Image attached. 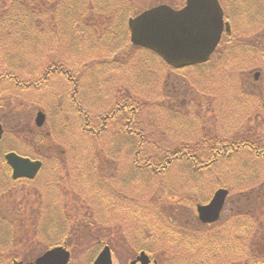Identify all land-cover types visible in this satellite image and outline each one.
Wrapping results in <instances>:
<instances>
[{
  "label": "rangeland",
  "instance_id": "rangeland-1",
  "mask_svg": "<svg viewBox=\"0 0 264 264\" xmlns=\"http://www.w3.org/2000/svg\"><path fill=\"white\" fill-rule=\"evenodd\" d=\"M19 1L20 4L23 0ZM179 1L28 0L29 7L42 11L40 18L46 14L39 25L42 33L36 31L35 39L28 36L22 39L18 35L16 41H11L8 38L14 29L5 30L4 22L0 24V123L7 129L3 140L5 149L2 147L1 152L0 148V154L8 151L6 147L15 146L17 153L36 155L38 152L45 166L50 168L52 164L53 167L50 171L45 169L34 185L39 190L46 184L49 187L36 192L30 191L29 185L21 186L20 190L27 194L20 199L19 190L14 199L15 195L9 191L7 198L2 194L4 185L14 186L4 177L6 168L0 161V264L29 263L44 253L50 241L57 239L48 237V233L55 236L52 230L62 228V220L59 226L55 213L45 214L51 202L57 201L70 205L68 217L59 210L61 219L70 217L69 232L74 233L75 245L74 249L70 248L69 264H89L94 250V242L91 248L82 243L85 239V232L80 229L84 225L82 220L106 226L99 229L108 233L105 239L110 244L109 228L119 225L120 233L122 230L124 236L131 235L133 245V235L148 231L149 222V244L156 253L161 251L159 264H188L189 261L191 264H256L264 260V228H258L264 225V204L256 211L243 210L250 200L257 203L256 197L260 199L258 196L263 195L264 198V159L261 158L264 140L255 139L257 128L264 131V111L258 120L252 112L259 108L261 101L255 85L263 84L253 79L254 74L259 71L264 79V0H249L246 5H241L242 0H223L227 12L235 16L234 34L244 44H257V51L229 45L226 50L222 49L227 52L222 57L215 56L198 67L171 72L154 56L132 49L127 36L123 41L117 27L119 24L125 27L127 17L151 5L171 6ZM247 5L250 7L246 9ZM19 8L17 0H0V17L6 14L14 19ZM64 12L78 18L76 27L73 22L68 27L74 34L81 31L83 40L75 39L70 32L62 34L67 28L60 17ZM108 19L112 23H109L110 31ZM5 74L15 76L17 85L5 79ZM30 83L37 87L26 86ZM191 92L210 96V103L207 99L201 100L205 107L209 104V110L203 111L200 118L198 113L202 107L199 104L195 110ZM123 104L137 109L134 120L138 128L132 125L129 128L144 134L138 162L146 165L150 161L153 166H160L167 156L175 158L163 175H152L145 167L134 168L130 146H136L137 135L125 132L120 137L115 132L119 127L123 131V120L125 125L128 122L125 111L120 116L112 112ZM174 105L179 109L170 110ZM37 111L46 115L41 127L35 126ZM248 114L251 117L246 121ZM88 121L92 129H103L102 132L81 130ZM228 137L244 139L245 144L255 140L257 153L240 147L236 149L238 153L230 148L222 149L223 156H220L215 150L221 149ZM215 138L221 139L219 147L212 140ZM33 141L34 146L28 144ZM121 141L127 146L120 148ZM181 150L191 151L193 156L199 154L202 161H210L214 153L221 159L214 160L211 167L197 174L192 171L191 161L176 159L175 153ZM152 157L158 161H152ZM62 182H67L63 185L67 190L65 196L58 188ZM218 188L231 192L220 222L211 228L214 236L210 232L200 234L199 242L189 247L191 243L182 242V237L167 232L163 220L192 217L195 206L209 200ZM34 197H38L39 209L37 204H32ZM232 208L246 212L248 220L257 219L254 224L261 232L249 233L246 246L239 243L238 233L232 235L229 222L234 219ZM190 239L193 243V238ZM255 254L260 258H255ZM113 264H125L124 257L116 256Z\"/></svg>",
  "mask_w": 264,
  "mask_h": 264
},
{
  "label": "water",
  "instance_id": "water-1",
  "mask_svg": "<svg viewBox=\"0 0 264 264\" xmlns=\"http://www.w3.org/2000/svg\"><path fill=\"white\" fill-rule=\"evenodd\" d=\"M130 41L136 46L157 54L168 65L182 68L205 63L214 51L222 29V11L217 0H186L185 7L175 11L160 5L145 11L128 21ZM44 115L36 116V126L41 127ZM2 129L0 126V139ZM12 169L14 180L33 179L40 169L39 162H32L15 153L5 155ZM226 190H217L210 203L197 206L200 219L205 222L216 221L227 196ZM69 254L60 249L44 253L34 264H67ZM137 261L148 264L141 254ZM93 264H112L111 253L105 247Z\"/></svg>",
  "mask_w": 264,
  "mask_h": 264
},
{
  "label": "flooded vegetation",
  "instance_id": "flooded-vegetation-1",
  "mask_svg": "<svg viewBox=\"0 0 264 264\" xmlns=\"http://www.w3.org/2000/svg\"><path fill=\"white\" fill-rule=\"evenodd\" d=\"M182 2H183V0H180L179 2H178V4H176V5H171L170 7L172 8V9H174V10H180L181 8H183V6L184 5H182ZM218 2H219V4H220V6H221V9H222V12H223V30H222V34H221V38H220V41H219V43H218V46H217V48H216V50L214 51V53L212 54V56L210 57V59H212V58H214L215 56H223V55H225L227 52H225V51H223V50H226L227 49V47L229 46V45H231V46H234V45H241V46H243V47H245V48H248V49H255V51H257V44H251V43H248V44H244L243 42H242V40L241 39H239L238 37H236L235 36V34H234V32H235V30H234V27H233V25L235 24V16H232V15H230L228 12H227V10H226V7H225V4H224V2H223V0H218ZM246 2H247V0H242V3L243 4H246ZM245 16H248L247 14L245 15ZM249 17V16H248ZM244 17H242L241 18V20L243 19ZM250 19V18H249ZM251 20H254V21H256V18H253V19H251ZM261 21V20H260ZM245 39V38H244ZM259 39H261V37L259 38ZM255 41H257L258 40V38H255L254 39ZM254 42V41H253ZM263 45V44H262ZM264 46V45H263ZM223 49V50H222ZM261 51V50H260ZM263 53H264V51H263ZM210 61V60H209ZM253 79H255V81H262L263 82V84H264V79L262 80V74H261V72H259V71H257L256 72V75H254V77H253ZM260 85V86H257V85H255L256 87H257V89H258V97H260L261 98V101H260V103L258 104V106H259V108H255L253 111H254V114H255V119L256 120H258V118H259V115H262V111H264V85ZM192 93V99H193V106H194V108H195V110L197 111V107H198V105L200 104V106L202 107V109H201V111L198 113V117L200 118V117H202L203 116V111H206V110H209L208 108H207V106L209 105V104H207V106L205 107L204 105H205V103L204 102H201V100H204V99H207L208 101H209V103H210V96L209 95H206V94H204V93H199V92H191ZM182 94V92H180L179 93V96ZM197 94V95H196ZM196 95V96H195ZM181 105H182V98H181V101L179 102ZM214 108V107H213ZM118 109V108H117ZM129 109H134L133 107H129L127 104H123V105H121L120 106V108L118 109V111H117V115H119L120 116V114L122 115L123 114V112L125 111L126 112V114L128 115V113H129ZM179 109V107L178 106H176V105H174L173 107H171L170 108V110H172V111H174V110H178ZM179 112H181V111H179ZM207 113H210V111L209 112H207ZM175 115H178V113L177 114H175ZM179 116V115H178ZM256 116H258V117H256ZM180 117V116H179ZM124 118H122V120H123ZM119 121V120H118ZM127 123H126V125H125V122H124V120L122 121V128L124 129V127L126 126V127H130L131 125L133 126V122H131L130 120H129V116H128V119H127ZM120 122V121H119ZM124 123V124H123ZM32 131V130H31ZM263 129H258L257 128V131H256V138L255 139H257V138H261L262 140H264L263 139ZM120 133H122V135H120ZM119 135L120 136H123L124 137V133L123 132H119ZM230 138H232V141H233V143H232V145L234 146V147H236V146H238V144H237V142H242V143H244V145H249V144H254L253 146H254V148H256L255 150H257V144H255V143H251V142H248L247 144H245V140L244 139H242V141H239V139H237V137H228V140L227 141H225V142H223V144H222V146L220 147L221 149H217V150H215V152H217L218 154H220V156L222 155V153H221V151L220 150H222V149H228L229 148V140H230ZM214 142H217L218 143V145H216V146H218L219 147V145H220V141H221V139H218V138H215V139H212ZM261 142V141H260ZM215 145V144H214ZM255 145H256V147H255ZM213 150V149H212ZM259 152H261L262 150H258ZM182 153V150L181 151H179L178 153H175L176 154V156H178V155H180ZM183 153L185 154V155H187V154H191V152H187V151H183ZM236 153H238V151H236ZM262 153V156H264V152H261ZM194 156H196V155H194ZM214 156H216V154L214 153ZM223 156V155H222ZM224 156H225V154H224ZM36 160H38V159H36ZM40 162H41V164H42V166H41V168H40V170H39V172L37 173V175L35 176V178L32 180V181H29V180H17V181H13L12 180V182H8V183H11L14 187L13 188H11V187H7L6 185H4L3 187H2V194H6V192L7 191H9L10 192V194H14L15 195V197H14V199H16L17 198V195H16V192L17 191H19L20 190V187L21 186H27V185H29V187H30V191H42L45 187H49V184H46L44 187H42L40 190L39 189H36L35 188V183H36V180L38 179V176L40 175V174H42V172L45 170V169H49V171H50V169H51V167H52V164H50L51 165V167L50 168H48L47 166H45V164H44V160H40ZM53 168V167H52ZM195 170H197V168H195V167H193V171H195ZM53 172H54V169H52V173H51V175L53 174ZM4 177L6 178V177H8L9 178V180L11 179V171H5V173H4ZM64 184H66L67 185V182H62V183H60L59 184V187L58 188H60V194L62 195V196H65L66 195V193H67V190L65 189V187L63 188V185ZM65 185V186H66ZM69 189V188H68ZM28 190V191H29ZM20 192V195H19V197L18 198H20V199H22V197L23 196H25L26 194H27V192H25V191H23L22 192V190H20L19 191ZM51 194H49V196H50ZM6 196V198L8 197V194H6L5 195ZM38 196V195H37ZM35 198V199H34ZM33 198V200H32V204L34 205V204H37L38 203V197H34ZM51 198V197H50ZM60 203H62L61 205H60ZM208 203V202H207ZM206 203V204H207ZM7 204V203H6ZM59 205H60V207H59ZM70 206V205H69ZM69 206H66L65 204H64V202H55V203H53L52 204V202H51V205H50V207H48V208H46V215H49L50 213H55V215L58 217V219H57V222H59V226H60V221L62 220V228H59V227H55L53 230H52V232L55 234V236H52L50 233H48V237H56L57 239H53L52 241H50V243H49V245L48 246H46L47 248H46V250L45 251H47V250H52V249H60V250H62V251H65V252H69L70 253V255H71V251H70V249H69V247H68V241H69V239H70V232H69V222H68V220L70 219V217H69V219L67 218V220H66V218L65 217H63L62 219L60 218V216H59V214H60V212H59V210H63V212H64V215L66 216V217H68V212H67V210H68V207ZM37 208L39 209L40 207H39V204H37ZM29 210V209H28ZM40 213V212H39ZM43 214H44V212H42ZM220 218V217H219ZM131 219L132 220H137L138 219V217H131ZM166 219V218H165ZM163 221H165L166 222V224H167V232L169 233V234H171V235H174V236H176V237H182L183 238V240L184 241H182V242H185V243H191L190 245H189V247L190 246H192V244H196L197 242H199L197 239H198V236L200 235V234H203V233H207V232H210V233H212L213 234V236H214V233H213V230H211V228H214V226H215V223H212V224H208V223H202L201 221H200V219H199V217H169V218H167L166 220H163ZM220 221V220H219ZM218 221V222H219ZM217 222V223H218ZM101 227V225H99L98 226V230H97V234H99V235H102V236H105V237H107L108 236V234L107 233H104L102 230H100L99 228ZM139 227L140 228H142V226H141V221H140V223H139ZM119 228H120V226L119 225H116L115 227H113L112 228V230H111V232H112V234H111V240H112V245L114 246V250L116 251V252H118L119 254H120V256H123L124 257V259H125V263H127V264H130V263H132L133 262V264H140V262H138L136 259H137V257L141 254V253H144V254H146L148 257H149V260H150V262H149V264H156V262H155V260L157 261V263L159 264V262H160V260H161V251L159 252V253H156V251H155V249H154V247H153V245H152V247H151V245L149 244L151 241V235H150V233H151V227H150V224H149V222L147 223V229H148V231H142V232H139V233H136V234H134L133 235V237L135 238L134 239V245H133V239H132V237H131V235H129V236H124L125 234L123 233V231L121 230V233H120V230H119ZM189 232H194L195 234L193 235V236H189L188 234H189ZM193 238V243H192V241H191V239L190 238ZM132 240V241H131ZM195 240V241H194ZM123 242V246H121V243ZM106 243V242H105ZM98 244L99 245H101V248L100 249H102L103 247H104V245H107V243L106 244H103V242H98ZM44 251V252H45ZM126 252H128L129 253V255H130V257L129 256H125V255H123L124 253H126ZM38 257V256H37ZM37 257H35V259L37 258ZM188 258V260H190V257L188 256L187 257ZM34 259V260H35ZM33 260V261H34ZM33 261H31V262H29V263H26V264H30V263H32ZM70 261H71V256H70ZM70 261L67 263V264H69L70 263ZM19 264H21V262L19 263ZM23 264V263H22ZM188 264H191V262L189 261L188 262ZM193 264H196V262H193Z\"/></svg>",
  "mask_w": 264,
  "mask_h": 264
},
{
  "label": "trees",
  "instance_id": "trees-1",
  "mask_svg": "<svg viewBox=\"0 0 264 264\" xmlns=\"http://www.w3.org/2000/svg\"><path fill=\"white\" fill-rule=\"evenodd\" d=\"M17 2H18V5L20 6V8H19V13L17 12L16 13V16H15V18L13 19L12 17L13 16H6V14H4L3 15V17L1 16L0 17V24H2L3 22V24H2V27H3V29H5V30H7V29H14V33L12 34V36H11V38H8V40H11V41H16L17 40V37H18V35H20V37L22 38V39H26L27 38V36L28 37H33V39H35L34 37H35V33H36V31H38V32H40V33H42V29L40 28L41 26H39L40 25V23L43 21V20H45V16H46V14H45V11H44V14H45V16H43V19L42 18H40L39 17V15L42 13V11H39V9H37V8H34V7H29V5H30V3L28 2V0H23L20 4H19V0H17ZM99 3H96V5H98ZM176 5V4H175ZM2 10V9H1ZM1 13H2V11H1ZM10 17H11V20H9L10 19ZM61 22H62V25H64V24H66L67 25V28H64L63 29V31H62V34H64V35H66V34H68L69 32L73 35V37L75 38V39H78V40H83L82 38H84V37H81V35L83 36V34H82V32L81 31H77L75 34H74V31L73 30H71V29H69V27H68V25H70L72 22H73V26L74 27H76L77 25H78V18L75 16V15H73L72 13H70V12H64L61 16ZM132 17V16H131ZM129 17H127L125 20H127ZM112 24L111 22H110V19H108V31H110L111 30V25L110 24ZM56 24V26L58 27V26H60L59 24H57V23H55ZM117 29L122 33V37H123V41H125L124 39H126V38H124V37H126L127 36V38H128V36H129V34H128V29H127V25L125 24V27L123 26V28H121L120 27V24H119V26L117 27ZM123 31H122V30ZM19 34H18V33ZM69 33V34H70ZM9 34H10V31H8L7 33H6V35L9 37ZM14 35V36H13ZM44 35V34H43ZM87 37V36H86ZM15 38V39H14ZM12 39H14V40H12ZM123 41H121L122 43H124ZM121 43V44H122ZM129 46L132 48V49H136L137 51H139V53L140 54H144V53H146V55H148V56H154L155 57V55L154 54H152V53H148V52H146V51H144V50H141V49H139V48H137V47H134V46H132L130 43H129ZM118 55V54H117ZM156 58V57H155ZM4 76V78L5 79H9V80H12V81H14V84L15 85H17V83H18V80L16 79V77L15 76H11V75H9V74H5V75H3ZM0 80H2V76H0ZM30 85H32V87H37V85L36 84H34V83H30V84H26V86H30ZM73 91H77V89L75 88H73ZM70 96L72 97V98H74V94H70ZM79 107V106H78ZM120 108V107H119ZM118 108V109H119ZM133 108L134 109H129V113H128V116H129V120L131 121V122H133V126H135L136 128H138L137 126H136V124H135V120H134V115H136L137 116V109L135 108V106H133ZM118 109L117 108H115V110L113 111V113L114 114H116L117 115V111H118ZM252 111V110H251ZM253 112V115H254V111H252ZM250 115V114H249ZM251 117V116H250ZM114 119V118H113ZM249 121V120H248ZM87 122V121H86ZM82 126V125H81ZM136 128H134V129H130L129 127H124V129H123V131H121V132H123L124 134H125V132L126 133H131L133 136H135L134 134H136L137 136H135L137 139H138V142L136 143V146L134 147V146H130V147H132V149H134V157H133V162H134V165H138V166H140V165H142L140 162H138V157H137V155H138V152L141 150V144L143 143V140L145 141V138H144V134L140 131V130H137ZM81 130H86L87 132H93V133H95V134H100L101 132H102V130L103 129H96V130H94V129H92V127L90 126V123H89V121H88V123H86L85 125H83L82 126V128H81ZM120 135H122V133H120ZM92 137H93V135H92ZM121 137V136H120ZM147 138H148V136H146ZM237 139H239V141H242V139L241 138H239V137H237ZM3 140H4V138L2 139V141L0 142V148H1V152H2V147H3V150L5 149V144L6 143H3ZM42 141H44L45 140V138H42L41 139ZM118 140V139H117ZM120 140H121V138H120ZM250 142L251 143H255V140H250ZM119 143V142H118ZM229 148H230V151L231 150H234V151H236V149H238V148H242V149H252V150H254L255 151V153H257V150H255V148H254V144H249V145H244V143H242V142H237V144H238V146H236V147H234L233 145H232V143H233V141H232V138H230V140H229ZM28 144L29 145H31V146H34V141H33V143L32 142H28ZM123 145H120V148L122 147ZM125 146H127V145H125ZM7 148V150L8 151H14V152H16L18 149H16V147L15 146H9V147H6ZM197 150V149H196ZM195 150V151H196ZM7 151V152H8ZM183 151H185V150H182V153L180 154V155H178V156H176V159L178 160V161H180V160H183V159H188L189 161H191L192 162V165H195V166H197V167H199V168H201V169H203V170H206L207 168H209L210 166H212V164L214 163V160L215 161H217V160H219V159H221V158H219L217 155L216 156H214V157H212L211 158V160L210 161H208V160H206V161H202V160H199L200 158H203L202 156H200L199 154H196V153H194L196 156H193L192 154H193V152H192V154H187V155H185L184 153H183ZM191 152V151H190ZM197 152V151H196ZM5 153V152H4ZM3 153V154H4ZM17 153V152H16ZM36 153V155L34 154V153H22V152H18V154H22L23 156H25V157H28V158H31V159H36V158H39V154L37 153V152H35ZM198 153V152H197ZM3 154L1 153L0 154V159L2 160V156H3ZM233 156V155H232ZM214 158V159H213ZM225 158V157H224ZM229 158H231V156L229 157ZM261 158L262 159H264V156H261ZM159 159V158H158ZM0 160V161H1ZM152 161H154V162H157L158 160L157 159H155V158H153L152 157V159H151ZM175 160V158H173V157H168V158H165V161H161V163H160V166H153V164H151V162L149 161V163H146V165H142V166H144L145 168H147V170L148 171H150V173L152 174V175H163L164 173H165V169H167L168 168V166L173 162ZM159 161V162H160ZM102 179V178H101ZM258 197H260V199L259 198H257L256 197V201H257V203H253L252 201L253 200H250V203H245V206L243 207V210L244 211H246V210H257V208H259L260 206H262L263 204H264V198H263V195H259ZM252 202V203H251ZM175 204L177 203L176 201L174 202ZM242 210V209H241ZM231 211L232 212H234V214H232L233 215V217H234V219L232 218L229 222H230V226H231V228L230 229H232L233 230V233H232V235H234L235 233H238V236H239V243H241V244H243L244 246H246V245H248L249 244V240H250V237H249V233H253V234H256V235H258V233H260L261 231H259L258 229H256L257 227H256V225L254 224V222L255 221H257V219H254L255 217H252V218H250L249 220L247 219V217H245L246 215H247V213L246 212H244V211H242V212H240V209H238V210H236L235 208H232L231 209ZM169 212H172L171 210L169 211ZM242 214H244V217H241V218H238L237 216H239V215H242ZM88 216H89V214H87ZM236 216V217H235ZM257 218H259V217H257ZM262 218H264V217H262ZM80 220H82V219H80ZM79 221V220H78ZM82 222H83V224L84 225H81L82 226V228H80L79 227V225H77V227L76 228H80L82 231H84L85 233H84V237H85V239L82 241V243L83 244H86V247L87 248H91V246L93 247V244H92V242H94V250H93V252H92V254H91V257H90V259H89V264H91L92 262H93V260H94V258L97 256V254H98V252H99V250H100V248H101V245H99L98 244V242H103V244H106L107 243V245H109L110 246V248L112 249V253H115L116 255H118L119 253L118 252H116L115 250H114V246L112 245V244H110V243H108L107 241H106V239H105V236H102V235H99V234H97V230H98V225H97V223H92L91 221H89V220H82ZM237 224H240L238 227H237ZM233 227L234 228H236V229H233ZM75 228V229H76ZM258 228H264V225H260ZM74 230V229H73ZM241 231H243V234H241ZM73 231L72 232H70V239H69V241L67 242L68 243V247H69V249L70 248H73L74 247V245H75V241H74V243H73V239H74V237H73ZM111 234H112V232H111ZM101 236V237H100ZM75 240V239H74ZM76 240H79V238H77L76 237ZM110 240H111V238H110ZM241 241V242H240ZM264 241V240H263ZM106 242V243H105ZM248 242V243H247ZM19 244H21V243H19ZM253 247H255V242H254V245H252ZM74 249V248H73ZM71 250V249H70ZM254 253H255V251H254ZM129 253L128 252H126L125 253V255H128ZM257 254V253H256ZM255 254V255H256ZM255 258H260V257H258V255H256L255 256ZM255 258H253V259H255ZM261 258H263V257H261ZM257 263H264V260H262V261H256V264Z\"/></svg>",
  "mask_w": 264,
  "mask_h": 264
}]
</instances>
